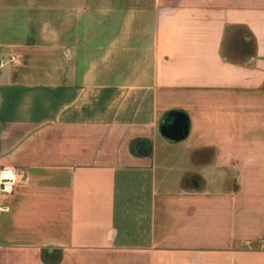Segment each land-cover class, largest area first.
Segmentation results:
<instances>
[{"label":"crops","instance_id":"1","mask_svg":"<svg viewBox=\"0 0 264 264\" xmlns=\"http://www.w3.org/2000/svg\"><path fill=\"white\" fill-rule=\"evenodd\" d=\"M2 167L0 264H264V0H0Z\"/></svg>","mask_w":264,"mask_h":264},{"label":"built area","instance_id":"2","mask_svg":"<svg viewBox=\"0 0 264 264\" xmlns=\"http://www.w3.org/2000/svg\"><path fill=\"white\" fill-rule=\"evenodd\" d=\"M19 172L13 167L0 168V192L10 193L18 182Z\"/></svg>","mask_w":264,"mask_h":264},{"label":"rangeland","instance_id":"3","mask_svg":"<svg viewBox=\"0 0 264 264\" xmlns=\"http://www.w3.org/2000/svg\"><path fill=\"white\" fill-rule=\"evenodd\" d=\"M81 13H82V12H79V11H78V17H80ZM79 14H80V15H79Z\"/></svg>","mask_w":264,"mask_h":264}]
</instances>
